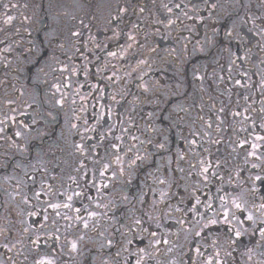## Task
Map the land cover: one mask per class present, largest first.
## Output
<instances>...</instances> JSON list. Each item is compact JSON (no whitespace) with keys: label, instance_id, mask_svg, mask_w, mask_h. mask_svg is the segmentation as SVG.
<instances>
[{"label":"flooded vegetation","instance_id":"af4514ba","mask_svg":"<svg viewBox=\"0 0 264 264\" xmlns=\"http://www.w3.org/2000/svg\"><path fill=\"white\" fill-rule=\"evenodd\" d=\"M60 4L0 0V264H264V0Z\"/></svg>","mask_w":264,"mask_h":264},{"label":"rangeland","instance_id":"374dc122","mask_svg":"<svg viewBox=\"0 0 264 264\" xmlns=\"http://www.w3.org/2000/svg\"><path fill=\"white\" fill-rule=\"evenodd\" d=\"M61 1L64 2V4H60V7L62 9H64V6L67 5V3H68L69 0H65V1L64 0H61Z\"/></svg>","mask_w":264,"mask_h":264},{"label":"snow or ice","instance_id":"6c2138e0","mask_svg":"<svg viewBox=\"0 0 264 264\" xmlns=\"http://www.w3.org/2000/svg\"><path fill=\"white\" fill-rule=\"evenodd\" d=\"M250 218V217H249Z\"/></svg>","mask_w":264,"mask_h":264}]
</instances>
